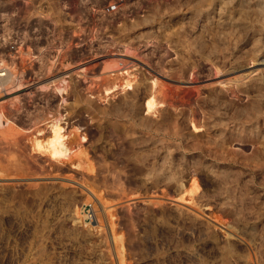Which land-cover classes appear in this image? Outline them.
Wrapping results in <instances>:
<instances>
[{"label": "rangeland", "instance_id": "1", "mask_svg": "<svg viewBox=\"0 0 264 264\" xmlns=\"http://www.w3.org/2000/svg\"><path fill=\"white\" fill-rule=\"evenodd\" d=\"M221 1L90 0L89 22L61 18L58 57L43 43L40 67L0 93V215L23 226L25 264H264V0ZM126 97L137 118L117 112ZM54 118L61 161L33 149ZM214 118L218 158L189 148ZM148 120L167 131L136 145Z\"/></svg>", "mask_w": 264, "mask_h": 264}, {"label": "built area", "instance_id": "2", "mask_svg": "<svg viewBox=\"0 0 264 264\" xmlns=\"http://www.w3.org/2000/svg\"><path fill=\"white\" fill-rule=\"evenodd\" d=\"M6 2V11L0 15V93L10 89L13 78L21 83L26 71L40 67L43 43L46 53L58 54L57 42L64 34L60 32L61 18L69 19L71 25L90 20V0H19V7L17 0ZM109 8L115 10L117 6ZM67 32L69 46L72 28ZM23 229L16 220L0 215V264H25L24 252L30 242Z\"/></svg>", "mask_w": 264, "mask_h": 264}, {"label": "bare ground", "instance_id": "3", "mask_svg": "<svg viewBox=\"0 0 264 264\" xmlns=\"http://www.w3.org/2000/svg\"><path fill=\"white\" fill-rule=\"evenodd\" d=\"M221 2H223V0L221 1ZM263 2V1H262ZM223 3H225V1L223 2ZM227 3V2H226ZM222 4V3H221ZM229 4V3H228ZM226 5L227 7L229 6V5ZM240 4V3H239ZM257 4V3H256ZM217 5V4H216ZM219 5V4H218ZM223 5V4H222ZM244 5V4H243ZM246 5V4H245ZM260 5V4H259ZM263 5H264V3H263ZM224 6H225V4H224ZM230 6H231V4H230ZM262 6V5H261ZM223 6H220V9H218V10H222L223 11V13H221L220 11L218 12V13H220L221 15L223 14L224 16H225V12L224 11H226V9L223 7ZM240 7V6H239ZM244 7V6H243ZM248 7V6H247ZM246 7V8H247ZM252 7V6H251ZM258 7H260V6H258ZM242 8V7H241ZM262 8H263V6H262ZM261 8V11L264 9H262ZM216 9V8H215ZM233 9V8H232ZM231 9V10H232ZM243 9V8H242ZM248 9V8H247ZM238 11H239V9H237ZM250 10V9H249ZM255 10V9H254ZM257 10H259V8L257 9ZM234 11V10H233ZM238 11H234V12H237L238 13ZM245 11H246V9H245ZM260 11V10H259ZM259 11H258V13H259ZM230 12V11H229ZM233 12V13H234ZM242 10L240 11V16H243L242 15ZM228 13V12H227ZM232 13V14H233ZM244 14H247V13H244ZM257 14V13H256ZM222 15V16H223ZM228 15V14H227ZM229 15H231V13H229ZM245 16V15H244ZM229 17V16H228ZM246 17V16H245ZM251 17V16H250ZM256 17V16H255ZM260 19V18H259ZM258 20V19H257ZM259 21H262V20H259ZM241 26V25H240ZM246 26V25H245ZM262 26V25H261ZM231 27V26H230ZM264 27V26H263ZM262 27V28H263ZM121 61V60H120ZM124 61H126V60H124ZM261 62V61H260ZM259 62V63H260ZM117 63V62H116ZM121 63V62H120ZM263 63V62H262ZM115 66H117V65H114V67ZM110 67V66H109ZM117 68V67H116ZM235 67H233L232 69H234ZM82 70V69H81ZM84 70V69H83ZM82 70V71H83ZM223 71L225 70V69H222ZM230 71V70H229ZM125 73H122L121 75H122V79H123V82L120 84V86L123 88V90H126V89H131V88H133V82H132V79H130L129 77L128 78H126L125 77V75H124ZM52 83L54 82V81H51ZM50 82V83H51ZM49 84V83H48ZM13 87V86H12ZM113 87H116V84H113L111 87H108V88H106L105 89V91L106 92H108V91H110V89H112ZM59 89V91H61V90H66V88H58ZM63 91V92H64ZM134 99V98H133ZM133 99H129V97H128V99H127V97H126V100L123 102V106L124 107H122V105L119 107H117L116 106V108H118L117 109V112L119 113V115H122V114H120V113H123V114H125V116H129V117H136L137 115H139L138 113V106H136L137 104H135L134 103V100ZM124 100V99H123ZM144 103L142 104L143 106H144V108H145V110L147 111V113H153V112H155L156 111V108H157V106L159 105V103L160 102H158L157 100H156V98H155V95H154V93H153V91L152 90H150L149 91V93L146 95V97L144 98V101H143ZM222 101H221V99L218 97V96H215L214 98H213V100H212V103H216L217 105H219L220 103H221ZM122 103V102H121ZM113 108V107H112ZM115 108V109H116ZM114 109V108H113ZM114 113H116V112H114ZM113 114V113H112ZM124 116V117H125ZM140 116V115H139ZM116 117H117V114H116ZM171 117V116H170ZM131 118V119H132ZM137 118V117H136ZM141 118V117H140ZM173 118V117H172ZM4 119H7V122L8 121H10V119H8V118H6L5 117V115L4 114H2V113H0V124H1V121H3L4 122ZM126 119V118H125ZM134 119V118H133ZM185 119V118H184ZM142 120V119H141ZM175 120V119H174ZM137 121V120H136ZM139 121V120H138ZM145 121H146V119H145ZM145 121H140L139 123L138 122H135V123H133L131 126H134V129H136V126L137 125H139L141 128H142V132L143 133H145V135L147 134L149 137L147 138L144 134V137H141V136H139L138 138L135 136L137 133L135 132L134 134L135 135H132V134H130V135H132V136H134L135 138H137V140L135 139V143H136V145L139 143V145H140V143H143V144H145L146 145V142H148L149 140L151 141L152 139H151V137L150 136H152L153 134H156V133H159V134H164L165 133V131H167V129L166 128H162V127H153L150 123H149V120H148V122H145ZM173 121V120H172ZM217 121H219V120H217ZM12 122V121H11ZM134 122V121H133ZM152 122V121H151ZM48 123V124H47ZM46 124H47V126H46V130H47V134H44L45 132V130H38L37 131V133L34 135V137H33V141H34V143H33V149L35 150V151H37V152H39V153H46L51 159H53V160H56V161H61V160H63V159H66L67 157H68V146H67V144H66V141H65V134H63V129H64V127H63V122H62V118H54V119H52L51 121H49V122H47ZM127 123V122H126ZM138 123V124H137ZM152 123H154V122H152ZM156 124V123H155ZM174 124H175V122H174ZM181 124V123H180ZM176 125V124H175ZM193 126H194V128L195 129H198L199 127L197 126V125H195V124H193ZM125 127V126H124ZM217 128H218V122H216V118H214L213 119V121L212 122H210V124L208 125V127H207V131H210V134H208L207 135V137L206 138H204V139H196V141L193 143V144H191L190 143V145H189V148L190 149H192V150H198V151H201V152H203V153H206L207 155H209L210 157H213V158H218L219 157V155L221 156V154L223 155L224 153H225V144H224V142L221 140V138H218V134H216L217 133ZM175 129V128H174ZM172 130V129H171ZM180 130V129H179ZM137 131H139V130H137ZM141 131V130H140ZM141 132V133H142ZM172 132V131H171ZM131 133V132H130ZM133 133V132H132ZM140 133V132H139ZM139 133H138V135H139ZM168 133V132H167ZM174 133V132H173ZM172 133V135H174V137L175 138H178V139H180L179 141H181V140H187V137L185 136V134L184 133H182L181 132V130L180 131H176L174 134ZM211 133H213L214 135L212 136V134ZM170 134V133H169ZM157 135V134H156ZM187 135V134H186ZM166 136V135H165ZM168 136V135H167ZM122 137V136H121ZM155 138H156V136H155ZM164 138V137H163ZM169 138H171V137H169ZM190 138V137H189ZM188 138V139H189ZM81 139L82 140H85V137L83 136V137H81ZM131 139V138H130ZM157 139V138H156ZM155 139V140H156ZM154 140V139H153ZM154 140V141H155ZM158 140H160L159 139V137H158ZM165 140H167V139H165ZM165 140H163V142H162V145H163V143L164 142H166ZM190 140V139H189ZM153 141V142H154ZM156 143H157V141H155ZM187 142V141H186ZM131 143V142H130ZM181 143H183L182 141H181ZM131 146L133 145V144H130ZM152 145V144H151ZM154 145H155V143H154ZM158 145H159V143H158ZM165 145V144H164ZM171 145H172V142H171ZM188 145V144H187ZM186 145V146H187ZM143 146V145H142ZM160 146V145H159ZM168 147H169V145H167ZM150 147V146H149ZM153 146H151V148H152ZM161 147V146H160ZM163 147V146H162ZM161 147V148H162ZM165 147V146H164ZM171 147V146H170ZM155 148H157V145H155V147H154V151H155ZM146 149V148H145ZM163 149V148H162ZM138 150V149H137ZM141 150V149H140ZM139 150V151H140ZM149 150H151V149H149ZM153 150V149H152ZM171 150V149H170ZM169 150V151H170ZM136 151V150H135ZM143 151V153H145L146 154V152L147 151H145L144 152V150H141V152ZM138 151H136V153H137ZM140 152V153H141ZM156 152H157V150H156ZM142 153V154H143ZM150 153V152H149ZM153 153V152H152ZM135 154V153H134ZM144 155V154H143ZM150 155H151V153H150ZM153 155V154H152ZM138 156V155H137ZM145 156V155H144ZM158 156V155H157ZM150 157V156H149ZM152 157V156H151ZM141 158H142V155H141ZM145 158V157H144ZM143 158V159H144ZM138 159V158H137ZM143 159H142V161H143ZM149 159H151V158H149ZM81 161V160H80ZM141 161V162H142ZM146 161V160H145ZM144 161V162H145ZM148 162H150L151 163V161H148ZM143 164V163H142ZM145 166H146V164H145ZM78 167V166H77ZM148 167V166H147ZM149 168V167H148ZM153 170V169H152ZM151 170V171H152ZM160 170V169H159ZM150 171V170H149ZM150 171V172H151ZM163 171V170H162ZM149 172V173H150ZM147 173H148V171H147ZM148 173V174H149ZM152 174H153V172H151ZM156 173H158V172H156ZM164 174V173H163ZM158 175V174H157ZM153 176V175H152ZM159 176V175H158ZM164 176V175H163ZM166 176V175H165ZM146 177V176H145ZM155 177V176H154ZM167 177H169V176H167ZM166 177V178H167ZM164 178V177H163ZM158 179H160V178H158ZM162 180H164V179H162ZM80 186H82V187H84V188H86V191H87V187H85V185L83 186L82 184H80V183H78ZM81 187V188H82ZM98 195V194H97ZM96 195V193H94V191H92V190H89L88 189V196L90 197V198H92V199H94V200H96L98 203L100 202V198H98L99 196H97ZM101 203V202H100ZM85 220H88L87 219V217L85 218Z\"/></svg>", "mask_w": 264, "mask_h": 264}]
</instances>
